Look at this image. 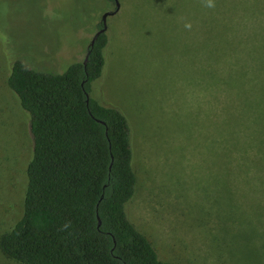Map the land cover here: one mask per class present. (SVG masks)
Instances as JSON below:
<instances>
[{
	"label": "rangeland",
	"instance_id": "374dc122",
	"mask_svg": "<svg viewBox=\"0 0 264 264\" xmlns=\"http://www.w3.org/2000/svg\"><path fill=\"white\" fill-rule=\"evenodd\" d=\"M248 1L118 0L107 18L105 64L89 95L129 122L137 192L127 213L164 262L264 264V194L221 157L223 64L217 42L208 43L210 21H235ZM114 8L111 0H0V237L22 215L32 150L6 85L10 66L64 72L84 59ZM0 264L17 263L0 252Z\"/></svg>",
	"mask_w": 264,
	"mask_h": 264
},
{
	"label": "trees",
	"instance_id": "16d2710c",
	"mask_svg": "<svg viewBox=\"0 0 264 264\" xmlns=\"http://www.w3.org/2000/svg\"><path fill=\"white\" fill-rule=\"evenodd\" d=\"M208 34L223 64L221 157L236 161L252 175V190L264 194V0L237 4L235 21H210ZM107 44L100 34L87 47L86 65L83 59L62 73L19 60L10 66L6 85L32 143L22 215L0 237V252L17 264H172L158 258L127 213L137 192L129 122L89 95Z\"/></svg>",
	"mask_w": 264,
	"mask_h": 264
},
{
	"label": "water",
	"instance_id": "95a60500",
	"mask_svg": "<svg viewBox=\"0 0 264 264\" xmlns=\"http://www.w3.org/2000/svg\"><path fill=\"white\" fill-rule=\"evenodd\" d=\"M114 10L113 11H109V12H105L102 17H101V28L94 34V36L92 37L90 43H89V47H92L96 38L102 34L105 33L107 31V18L114 16L118 10H119V2L118 0H114ZM89 56V52L86 53L85 57H84V61H83V65L85 66L87 63V59ZM88 97V96H87ZM100 224V222H99Z\"/></svg>",
	"mask_w": 264,
	"mask_h": 264
},
{
	"label": "flooded vegetation",
	"instance_id": "af4514ba",
	"mask_svg": "<svg viewBox=\"0 0 264 264\" xmlns=\"http://www.w3.org/2000/svg\"><path fill=\"white\" fill-rule=\"evenodd\" d=\"M102 27V26H101Z\"/></svg>",
	"mask_w": 264,
	"mask_h": 264
}]
</instances>
